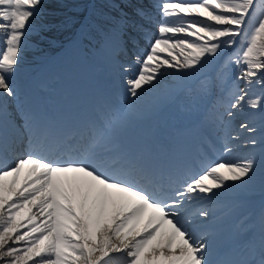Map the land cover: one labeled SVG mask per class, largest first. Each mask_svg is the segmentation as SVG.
<instances>
[{"label": "snow or ice", "instance_id": "snow-or-ice-1", "mask_svg": "<svg viewBox=\"0 0 264 264\" xmlns=\"http://www.w3.org/2000/svg\"><path fill=\"white\" fill-rule=\"evenodd\" d=\"M44 7L45 0H0V264H115L118 257L119 264H217L208 223L213 197L264 167V0H161L153 6L161 16L155 36L146 30L152 12L141 0H102L97 9L106 34L118 35L125 50L148 38L147 49L133 54L139 67H121L129 111L169 70L197 75L218 58L237 69L239 82L226 116L259 111V128L252 120L239 125L249 135L245 143L259 146V158L213 161L184 176L165 173L118 143L109 126L121 120L87 138L60 136L38 109L22 103L16 121L7 98L19 95L20 54ZM212 86L208 78L202 84ZM16 142L30 151L8 163ZM25 207L38 209V223L35 214L27 217L31 227L16 218ZM243 264H264V234Z\"/></svg>", "mask_w": 264, "mask_h": 264}, {"label": "bare ground", "instance_id": "bare-ground-1", "mask_svg": "<svg viewBox=\"0 0 264 264\" xmlns=\"http://www.w3.org/2000/svg\"><path fill=\"white\" fill-rule=\"evenodd\" d=\"M167 1L171 2L172 0H167ZM182 37L183 36H181V38ZM169 50H171V49H169ZM176 51L178 53L179 49H177ZM168 74L172 75L174 77V81L172 83H170L169 80L166 81V85L163 88V92L165 94H167L170 89L176 88V86L179 85L181 83V81H182L181 76H180L181 72H177L175 70H171ZM179 86H181V85H179ZM141 100H150V98L144 97ZM142 112H143V110L141 108H139V103H135V105L131 109V111H129V109H128V116L120 119L122 121V123H119V124H123L126 121L125 122V126L123 128H121L122 131H123V135H125L127 133L126 127H129V129H130V128L138 127V126L143 124L142 121L140 120V116H139L140 113H142ZM114 131L115 130H113L112 133H114ZM28 167H30V166H26L25 167V169H26L25 173H21L20 174V180H21V178H25L27 176ZM12 180H13V177H11V176L10 177H6L5 178V183L10 184ZM28 211H29L28 208H26L23 211L22 215L17 220L21 221L22 223L27 224L26 216H27ZM215 211L219 212V211H221V208H217ZM30 214H35L37 216V220L35 222L38 223L39 219H40L39 213H38V209L37 208H32ZM27 227H31V224H27ZM27 227L21 228V232L26 231ZM10 243H11V241H10ZM16 246L23 247V242H21L19 245H16Z\"/></svg>", "mask_w": 264, "mask_h": 264}]
</instances>
